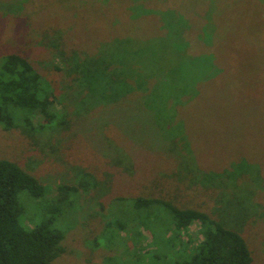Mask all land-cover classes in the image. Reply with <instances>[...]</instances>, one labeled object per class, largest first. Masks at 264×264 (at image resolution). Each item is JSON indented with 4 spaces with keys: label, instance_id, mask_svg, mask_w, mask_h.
Segmentation results:
<instances>
[{
    "label": "rangeland",
    "instance_id": "rangeland-1",
    "mask_svg": "<svg viewBox=\"0 0 264 264\" xmlns=\"http://www.w3.org/2000/svg\"><path fill=\"white\" fill-rule=\"evenodd\" d=\"M85 1L89 0H0V62L12 54L27 58L54 90L57 109L66 114L65 126L45 131L5 130L0 125V160H10L36 177L49 188L48 199L55 198L57 186L71 185L84 173L100 184L97 190L84 193L79 223L68 228L65 252L55 263L169 264L159 257L160 246H151L148 232L155 228L145 231L144 218L134 211L130 214L134 204L126 198L144 196L207 213L225 228L239 231L253 252L254 264H264V212L260 211L264 182L259 175H251V167L258 166L264 176V130L258 125L264 122V102H259L264 101V0H199L195 7L187 4L194 0H96L98 5L103 3L97 14H89ZM166 7L176 10L172 13ZM158 8L160 31L170 37L189 30L192 42L203 29L207 35L213 20L221 18L218 13L223 15L226 26H216L218 40L212 43L206 38L205 47L213 49L200 53L190 49L194 56L207 54L202 65L180 63L171 77H158L155 70L150 77L144 76L145 44L130 34L139 26L144 34V22L149 23ZM191 11L195 13H187ZM201 13L203 19L195 16ZM185 15L189 17L184 19ZM119 18L121 22L115 23ZM86 19L89 25L84 34L89 33V42L68 44L70 52L64 54V43L75 38L69 30L56 36L52 30L76 31L79 26L80 32V22ZM50 35L53 39L48 43ZM187 40L177 36L176 49L190 46ZM74 51L85 59L78 69L91 63L96 66L89 73L92 89H86L94 95L90 105L72 102L74 93L82 96L77 75L68 68ZM161 57L164 61L174 58ZM112 64H116L113 75L129 76V71L139 75L108 84L106 66ZM212 65L222 70L214 83L208 81ZM147 69L148 73L152 68ZM129 92L131 97H126ZM151 94L161 102H147ZM162 124L178 133L168 134ZM233 154L241 157L226 162L225 157ZM244 169L253 181L241 173ZM238 170L243 175L236 182L224 178ZM239 200L245 202V222L240 220ZM30 210L32 218L25 225L33 228L41 214L33 206ZM199 237L197 223L183 234L194 244ZM175 250L183 253L180 247Z\"/></svg>",
    "mask_w": 264,
    "mask_h": 264
},
{
    "label": "trees",
    "instance_id": "trees-1",
    "mask_svg": "<svg viewBox=\"0 0 264 264\" xmlns=\"http://www.w3.org/2000/svg\"><path fill=\"white\" fill-rule=\"evenodd\" d=\"M64 1L66 2L67 0ZM244 1L248 2V0ZM252 2L254 4L255 1ZM85 3L90 6L89 14L93 12L97 14L101 11L98 7L103 6V3L98 5V1L96 0L85 1ZM200 3L201 1L194 0L187 4L191 7H195ZM182 4L185 3L182 2ZM110 5L112 6L113 4ZM83 6L84 4L82 3L81 7ZM183 7L184 9H189L184 5ZM172 8L173 9L166 7V10H171L170 12L173 13V10L175 11L176 8ZM159 10H161V8L153 10L155 13H152L153 17L152 20L149 19V23L144 22V34H140V30L143 29V27L139 28L140 26L134 28V33L130 34L131 38L135 37L144 41V76L150 77L155 70L156 76L158 77H171L180 63L189 62V64H193L197 62L199 65H197L196 68L202 65V61L206 60L207 54L201 53L199 56H194L190 54V51L195 50L198 51L197 53H200L199 51L202 50L205 52L213 49L205 47L206 38H210L212 43L218 40L219 31L216 26L220 28L226 26V24H224L223 15L218 13L221 15V18L217 20L212 19L213 26L207 28V35L205 36V31L203 29L197 34L198 39L192 42L188 39L189 34L192 35V32L189 33V30L183 33L179 31L175 33L170 26L171 31L174 32L170 37H167L166 33H162L156 21V18L160 15L158 13ZM142 13H144V11ZM187 13L195 12L191 11ZM204 15V13H201L195 16L199 19H203ZM182 17L186 19L189 16L185 15ZM234 19H236V16H234ZM86 21L89 20L86 19L80 22L82 25L80 32L79 26L76 27V31L72 28L66 29L65 27L64 31L58 28L52 30L54 33L51 34H55V36L60 32L64 33L69 30V36L75 38L72 39L75 42L68 41L64 43V54L70 52L68 44L78 43L79 45H84L86 41L87 43L89 42V33L84 34L87 28L86 26L89 25ZM118 22H121V18L115 23ZM183 26L185 25L183 24ZM177 36L178 38L188 39L187 41L190 46L186 45L184 48L176 49L175 45L177 43L175 39ZM95 37L96 35H93L91 40L94 41ZM51 39H53V36L51 37L50 35L48 39L46 38V41L49 43ZM146 39L150 40L145 41ZM169 42H173V44L164 45ZM200 43H204V46L203 44L200 46ZM95 44H97V42H95ZM109 52L110 51H107L103 54ZM79 53V51H74L73 61L68 65L69 71L77 75V81L82 89V96L74 93L75 96L72 102H81L84 103V105H90L89 103L94 95H91L86 89L91 88L92 81L89 79V73L96 70V66L93 67L95 64L91 63L88 66H82L81 69H78L85 60ZM110 54V56L114 55L113 52ZM211 55L213 61H215L214 53L212 52ZM147 56L156 57V59L147 61ZM161 56L174 58L164 61ZM114 59L115 57H112L111 60ZM208 59L209 58H207V60ZM94 61L97 62V60ZM113 67H116V64L106 66L107 77H104V79H106L108 84H110V81L120 84L121 82L130 81L133 77L139 75V73L133 71H129L133 77H131L130 74L129 76H123L122 74L113 75L116 71V69L112 71ZM147 68H152L149 69V71H152L150 73L148 71L147 73ZM161 69L163 71H161ZM212 69L213 74L208 78V81L214 83L222 70H215L213 65ZM160 78L162 79L163 77ZM158 84L160 85V82ZM128 90L132 91V87ZM53 91L54 90L47 84L41 73L34 68L27 58L14 54L5 56L0 62V125L5 130L23 129L24 131H45L51 128L65 126L66 114L62 109H57L56 105L58 100H56L57 98ZM130 94L129 92L125 95L127 97ZM163 94L167 95V93ZM148 95L146 96L147 102H161L155 101L156 95ZM173 99L177 102L180 101V98L178 99L177 97ZM110 102L113 103V100ZM183 107L184 106L180 107V109ZM165 119H167L165 120L167 123L169 118L165 117ZM162 125L163 126H160L162 127L161 129H166L168 134L174 136L178 133L170 129V125L167 126L169 128L165 127L166 124ZM258 125L264 130V122H259ZM241 154L242 156L244 155V153ZM239 157L241 156H235L233 154L231 158L226 156L225 159L226 162H228L233 158L238 160ZM226 170L229 174L231 173L229 168H226ZM261 171H264V169L262 168ZM241 173L247 174L246 177H248L249 181H253V176L250 178L248 169H244ZM241 173L238 170L234 174L224 178L231 177L233 181L239 180L242 177L241 175H243ZM251 175H259L260 182L262 183V180L264 182V176L261 178L258 166L251 167ZM213 177L214 175L212 176V180ZM215 177L218 178L221 177V175H215ZM225 185L227 186V184ZM261 185L262 184L259 186L255 185L254 188H259ZM99 186V181L95 179L94 176L84 173L78 178V181L71 185L61 184L57 186L55 198L48 199L47 193L49 188L42 184L36 177L10 160H0V264H56V260L65 252L63 242L66 239L68 228H72V226L76 228L79 223L78 215L81 213V210H83L79 203L83 199L84 193H88L90 190H97ZM255 191L256 190L253 189V192ZM234 195L237 197L236 194ZM126 199L133 200L134 205L130 210V214L134 211L137 216L139 215L144 218V230L147 231V229L155 228V232L147 231L153 238V244H151V246L156 249L160 246V251L158 253L159 257L169 261V264H254L253 252L244 236L239 231L225 228L222 223L207 213L198 210H182L172 203L160 198L156 199L138 196ZM237 202L239 203V213L242 215L240 220L245 222L248 218V216H244V214L246 215L247 213V211L244 210L245 202H242V200ZM30 206L39 210L41 214L36 222L33 221V228H29L25 225V222L32 218ZM261 206L260 211L263 213L264 206ZM192 223L199 224L200 237L198 239V244H194L195 241H192L191 238L187 241L183 239V234L189 229ZM66 224V230H63ZM109 225L111 227L113 223ZM114 226L115 225H113L112 228H114ZM159 235H161V237H159ZM177 242L179 243L178 246ZM191 244H194V247L191 248ZM178 247L183 250V253L175 250V248Z\"/></svg>",
    "mask_w": 264,
    "mask_h": 264
}]
</instances>
